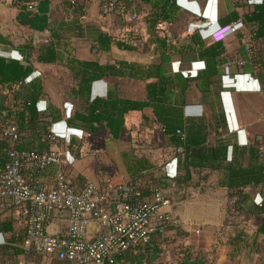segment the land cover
I'll use <instances>...</instances> for the list:
<instances>
[{
    "label": "crops",
    "instance_id": "obj_1",
    "mask_svg": "<svg viewBox=\"0 0 264 264\" xmlns=\"http://www.w3.org/2000/svg\"><path fill=\"white\" fill-rule=\"evenodd\" d=\"M179 1L193 10H198L199 4L206 1V16L200 20L203 22L202 27H208V31L221 26V21L232 11L236 10L239 14L240 9L230 0ZM19 11V8L13 6V0H0V45L6 44L7 47L4 48L6 52L0 55L6 54L22 62L31 61L35 71L27 81L40 77L44 87V94L37 103L38 110L48 108L49 112L58 110L63 115V119L51 127L57 138L50 149L59 151L68 160L64 168L69 181L78 188L86 182L103 185L105 188L108 182L115 184L145 179L150 188H159L163 192L168 200L163 210L178 222L182 234L173 230L167 232L165 240H159L148 251L130 250V259L124 264H264V253L257 252V248H264V234L256 233L263 215H229L232 210L229 207L228 191L217 185V171L192 170L189 180L176 183L177 158L174 149L163 138L158 126L152 124V128L147 127L143 117L151 116L149 109L143 112L130 111L125 117V129L121 137L114 140L100 134H85L81 129L67 126L65 118L73 110L70 90L74 85L69 75L67 81L70 86L64 98L63 94L53 92L49 95L46 92L45 81L48 78L43 71L48 65L56 63L37 62L35 47L52 41L58 46L65 61L68 57H75L107 63L108 60L98 58L102 52L92 48V44L101 33L114 37H134L136 33L131 31L133 28L127 25L124 16L118 12L108 15L101 13L97 0H38L36 8L27 11L28 18L23 16V11L19 19ZM10 44L14 47H10ZM188 44L187 38L176 46H180L179 51L170 52L175 49V45L168 41L163 56L156 50L155 57L149 62L161 64L167 75L180 71L185 77L194 76L203 68V62L198 59L195 51L186 48ZM224 46L225 58L240 57L244 64L232 65L226 73L223 71L226 62L218 66L211 89L205 94H201L192 84L186 93L183 114L214 120L216 127L210 135V141L215 145H226L227 157L231 159L233 146L247 145L255 135L264 134V91L244 49L226 42ZM115 50H118L117 47L111 46L109 52L113 55ZM118 51L121 53L118 60L138 61L132 54L137 53V50ZM111 78L114 77L92 82L91 99L105 97L107 92L115 91L116 86H109L106 81ZM56 83L60 84V81ZM54 100H61L65 104L61 107ZM144 133L149 136L148 140L141 139ZM168 150H172L173 154H169ZM139 158L145 159L149 168L139 170ZM102 168L103 172H99ZM36 176L44 184H50L53 170L48 168ZM154 189H143V193L149 197ZM254 195L261 200L259 193L254 191ZM0 211L12 218L15 228L24 225L25 207L6 204L5 209L0 208ZM67 226L68 214L56 213L48 222L47 231L59 233ZM86 231L87 237L97 235L96 223H90ZM5 238L0 233V244ZM43 257L47 261H27L24 255L19 257V261L23 264H75Z\"/></svg>",
    "mask_w": 264,
    "mask_h": 264
},
{
    "label": "trees",
    "instance_id": "obj_2",
    "mask_svg": "<svg viewBox=\"0 0 264 264\" xmlns=\"http://www.w3.org/2000/svg\"><path fill=\"white\" fill-rule=\"evenodd\" d=\"M28 1L30 0H13V6L20 10L19 19L23 14L28 18V12L32 11L27 9ZM117 1L119 10L115 12L122 16L127 14L129 18L128 0ZM138 4L147 7L143 21L148 35L155 36L154 52L159 50L162 57L167 50L168 41L166 37L155 33L157 26L177 23L184 10L177 4V0H141ZM239 17L234 10L221 21V26ZM243 22L250 28L251 62L257 69V77L263 84L264 91V49L258 46L264 43V0L244 13ZM187 38L189 44L186 48L195 51L198 59L203 62V68L191 77L183 76L180 71L167 75L161 64L151 62L108 60L107 63H100L97 59L68 57L65 67L74 85L70 90L73 110L65 118L66 124L70 128L81 129L85 134H100L116 140L125 129V117L130 111L143 112L149 109L151 116L143 117L147 127L152 128V124L158 126L163 138L174 149L177 158L174 181L182 183L189 180L192 170L209 169L219 172L217 185L228 191L229 207L234 212H229V215H263L256 233L264 234V134L255 135L247 145L233 146L231 159H228L227 146L215 145L210 141V135L216 127L214 120L184 116L183 106L190 86L194 84L201 94L209 92L217 76L218 66L227 61L223 40L207 43L197 29L187 34ZM125 42L108 33H101L94 40L92 48L105 54L111 46L134 51L138 50L137 45H144L137 38L131 44ZM35 49L36 61L39 63L53 64L63 60L58 46L52 41L38 45ZM34 71L31 61L22 62L0 55V170L9 162L10 150L44 152L50 150L56 141V137L52 139L51 127L62 120L63 115L58 110H38L37 103L44 94V87L40 77L27 81ZM106 77L144 82L143 94L139 98L125 97L116 87L115 91L107 92L105 97L91 99L92 82ZM11 127H15L17 133V139L13 142L7 135ZM137 164L139 170L149 168L145 159L139 158ZM132 183L141 190L154 189L148 186L145 179H134ZM99 187L103 192L107 188L103 185ZM254 191L261 195V200L257 203ZM165 228L166 233H153L142 250L148 251L159 240H165L167 232L174 230L182 234L178 225L167 224ZM0 233L6 236L5 241L0 244V264H23L19 261L22 255L27 261L41 262L40 254L25 245V225L15 228L12 218L3 211H0ZM257 252L264 253V248H257ZM130 256V250L123 252L117 257L116 264H124Z\"/></svg>",
    "mask_w": 264,
    "mask_h": 264
},
{
    "label": "built area",
    "instance_id": "obj_3",
    "mask_svg": "<svg viewBox=\"0 0 264 264\" xmlns=\"http://www.w3.org/2000/svg\"><path fill=\"white\" fill-rule=\"evenodd\" d=\"M97 1L105 15L117 10V0ZM140 1H127L131 20L137 16ZM261 1L230 0L235 4L243 2L248 9ZM37 3L38 0L28 1L27 9L34 10ZM243 23V18L239 17L211 31L201 26V33L204 38L217 42L241 28ZM249 49L247 44L246 52L251 60ZM226 63L227 66H242L244 61L238 58ZM67 114L69 116L70 112ZM7 135L15 141V127L9 128ZM54 137L55 134L52 139ZM8 155L9 162L0 170V201L26 208L25 245L42 256L75 264H116L117 257L123 252L145 247L153 233H166L165 225H178L175 217L163 210L168 200L159 188L149 197L132 182H108L104 192L90 182L78 188L67 178L64 166L68 160L57 150L12 149ZM48 168H52L53 178L50 184H44L36 174ZM62 212L68 214V226L59 233L48 232L47 224L52 216ZM90 223H96L98 227L94 237H87L86 229Z\"/></svg>",
    "mask_w": 264,
    "mask_h": 264
},
{
    "label": "rangeland",
    "instance_id": "obj_4",
    "mask_svg": "<svg viewBox=\"0 0 264 264\" xmlns=\"http://www.w3.org/2000/svg\"><path fill=\"white\" fill-rule=\"evenodd\" d=\"M205 3H206V1H202L199 4L198 10H193V9H190L189 7H187L185 4L181 3L179 0H177V4L181 7L182 10H184L183 13L181 12L182 14H181L180 20L177 23L171 24L170 26L165 24V23L157 26V30L155 33L157 35H160L161 37H166L167 41H169L170 44L172 43L173 45H175L174 46L175 49L170 50V52L171 51L174 52L176 50L179 51L180 46L178 48L176 46H178L179 43H183L184 40L187 39V34L191 33L192 31H194L196 29L198 30V32L201 35V38L204 41H206L207 43L212 42V40H210L209 38H204L202 33H201V26H202L203 22L200 19H202L204 16H206V13H205V8H206L205 5L206 4ZM236 5H237V7L240 8L239 9L240 17L243 18L244 13H246L249 10L248 7L243 2L236 3ZM138 6L141 9L139 10V14H138L137 18H135L134 20H129L127 14L123 17L125 19L127 25L133 28V30H131V31L135 32L136 36H134L132 38L131 37H125V36H122V37L117 36V37L120 39H123L124 41L128 42L129 44H131L132 41L136 38L140 39V41L144 45H142V44L137 45V47H138L137 53H132V54L135 56V60H138L139 62H141V61L149 62L153 59V57H155V52L153 50V48H154L153 40L155 39V36L148 35L146 24L143 21V16L147 11V9H146L147 7L145 8L141 4H138ZM207 28L208 27H205L204 29H207ZM224 42H226L229 45L233 44L237 47H242L244 49V51L246 52V45L250 44V28L246 24L243 23V26L241 28H239L238 30H236L234 33L228 35V38H226V40ZM12 46L13 45L10 44V47H12ZM258 46L261 49H264V43H261ZM4 48H7L6 44H4L3 46L0 45V53L5 51ZM117 49L120 50L119 48H117ZM118 50H115V52H114L115 54H113V55L111 52H108L105 54L99 53L98 58L102 61L118 60V58H120V56H121V53ZM246 54H247V52H246ZM4 55L6 57H9V55H6V54H4ZM238 58L240 59V57L233 56L231 58H228L227 60L238 59ZM64 63H65V60L63 59L59 63H56L54 65H48L45 68V70L43 71V72H45L46 77L48 78V81H45V80L44 81L46 82V86H45L47 89L46 92L49 95H51V93L54 92V93H57L59 95L63 94L64 95L63 98H64L66 93L68 92L70 85L67 81L68 72L65 69ZM231 66H227V63H225L223 71L226 73ZM253 67H254V71L256 72V75H257V73H258L257 69L255 68V66H253ZM262 75H263V81H264V71L262 72ZM57 80L60 81V84L56 83ZM106 81L108 82L109 86L115 85L116 87H118V90L124 96L132 97V98H139L143 94L144 82L136 81V80H130V79H117V78H111L110 80H106ZM193 89H195V88H193ZM194 91H196V90H194ZM65 101L69 102L68 99H65ZM54 103L56 105L61 106V107L64 106V104H65L61 100H54ZM262 107H264V106H262ZM68 108H70V106H68ZM147 136L148 135L144 133V134H142L141 139L142 140L147 139ZM169 152L173 154L172 150H168V153ZM158 153H159V155L161 154V152H158ZM96 167H100V166L97 165ZM102 170H103V168L100 169L99 172ZM105 174H106V176H108L107 173H105ZM254 200H255V202L260 201L257 198V195H254ZM6 204H8V203L0 201V208L5 209ZM10 206H12V205H10ZM25 220H26V217H25ZM25 220H24V225H25ZM40 256H41V262L47 261V259L44 258L42 255H40Z\"/></svg>",
    "mask_w": 264,
    "mask_h": 264
}]
</instances>
